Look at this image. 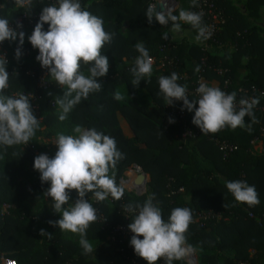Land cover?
<instances>
[{"label":"trees","instance_id":"trees-1","mask_svg":"<svg viewBox=\"0 0 264 264\" xmlns=\"http://www.w3.org/2000/svg\"><path fill=\"white\" fill-rule=\"evenodd\" d=\"M151 1L70 0L52 8L47 0H0L5 22L26 11L46 18L42 32L24 27L2 43L0 115L8 128L0 131V264L2 254L17 264H188L184 244L198 264H264V152L251 150L264 132V27L249 20L260 17L264 0H244L245 14L216 0L225 21L209 41L206 20L191 18L194 0H178L162 22ZM174 27L202 43L175 38ZM69 44L79 55L66 51ZM165 58L172 63L161 67ZM46 64L51 86L42 90L36 76ZM201 77L210 102L202 108L189 97L196 136L184 138L183 123L166 126L164 118ZM120 85L130 90L128 101L118 96ZM223 92L254 103L228 110ZM14 93H34L42 120L22 118ZM85 127L95 130L96 144L83 152ZM214 138L237 149L224 157ZM134 162L149 175L146 195L120 184Z\"/></svg>","mask_w":264,"mask_h":264},{"label":"built area","instance_id":"built-area-1","mask_svg":"<svg viewBox=\"0 0 264 264\" xmlns=\"http://www.w3.org/2000/svg\"><path fill=\"white\" fill-rule=\"evenodd\" d=\"M50 4V7H65L69 4L70 0H47ZM196 4V11L192 13V20L195 23H198L202 19L206 20V25L203 29L202 36L206 41L213 40L217 34L221 31V24L224 23V15L222 11L218 8L216 0H194ZM28 2H20V5L26 7ZM180 7V3L178 0H152L149 3L150 11L155 15L158 21L162 22V17L170 15L177 11ZM3 8V4H0V10ZM46 20L45 16L39 12H29L26 11L23 15L13 21V22H5L0 19V63L3 61H7V56L3 49V39L8 36H15L19 34V30L24 27H29L33 29L34 33L42 32V23ZM166 23V22H165ZM66 51L71 55H79V49L74 44H69L65 46ZM44 55L51 57L52 60L60 61L59 56L54 53H51L47 49H42ZM155 63L154 58H148L147 64L152 65ZM171 60L165 58L162 60L161 67L165 65H170ZM51 71V65L46 64L43 67V70L36 76L37 85L42 90H48L51 86V78L48 77V73ZM227 69H219L218 73L222 74L226 72ZM32 74L31 72H29ZM205 78L201 77L197 83V86L189 90L183 101L182 105L179 109H171L167 113V116L164 118V124L167 126L169 124H174L177 119L179 122L183 123V137L191 138L196 136V132L193 130L192 126L188 123V107H189V97L196 96L198 98L205 97L204 87H205ZM242 90V89H241ZM14 97L17 101L20 102V111L21 117L28 120H42L40 117L41 108L38 104L31 103V99L35 98L34 93L21 94L14 93ZM222 99L224 100V104L228 110L235 111L237 109L244 108L248 105H252L254 103L253 97L246 96L243 99L237 100H229L228 96L223 92L221 94ZM1 109V105H0ZM264 110V108H263ZM2 120H5V115H0V131L6 130L8 128L7 124L1 123ZM12 129L16 133H20V130L16 123L12 124ZM95 137L96 132L94 129L90 127H85L81 132L80 137V146L83 152H86L90 148L95 146ZM216 144L218 149L223 153L224 157H227L229 153L237 149V146L228 142L220 141L216 138L212 139ZM251 150L253 153H263L264 152V132L261 135L257 136L251 141ZM144 175L145 179L142 183L137 184L136 179L140 176ZM120 184L126 189L128 192H133L137 195H146L148 193L149 187V175L143 169V167L137 162L132 163L125 173L120 177ZM199 220V219H197ZM122 231H126V226L118 227ZM182 257L188 262V264H198V258L195 251L188 247L187 245L182 248ZM2 259L4 264H17L15 259L10 257H6L2 255Z\"/></svg>","mask_w":264,"mask_h":264},{"label":"crops","instance_id":"crops-1","mask_svg":"<svg viewBox=\"0 0 264 264\" xmlns=\"http://www.w3.org/2000/svg\"><path fill=\"white\" fill-rule=\"evenodd\" d=\"M240 11L242 13H246V8L244 6V3L243 5H241L240 7ZM260 13L264 14V7L261 8L260 10ZM183 20H186V17L183 18ZM249 20L259 26H261L258 22V19H254V18H249ZM263 27V26H261ZM172 34L175 38L177 37H181V36H185L187 37L191 42H194V43H202L199 39V37L197 36V34H195L191 29H180L178 27H174L173 30H172ZM210 83V82H209ZM214 83V82H213ZM216 83H214L215 85ZM116 92L118 94V96L124 100V101H128L130 99V90L124 86V85H120V86H117L116 88ZM210 100L207 96L201 98L200 100V106L202 108H204L205 106H207L209 104ZM121 126L123 128V131L125 133V135L127 136H132L133 135V132L129 126V124L126 122L125 119L122 118L121 120ZM52 140V141H51ZM50 143L52 142L54 146H56L58 144V141L56 139H50L49 140ZM51 146V145H50ZM52 147V146H51Z\"/></svg>","mask_w":264,"mask_h":264},{"label":"rangeland","instance_id":"rangeland-1","mask_svg":"<svg viewBox=\"0 0 264 264\" xmlns=\"http://www.w3.org/2000/svg\"><path fill=\"white\" fill-rule=\"evenodd\" d=\"M231 2L235 5V7L237 8V9H239V7L241 6V5H243V3H244V0H231ZM258 22H259V24L261 25V26H263L264 27V14H262V13H260V17L258 18ZM178 28H180V27H178ZM181 29V28H180ZM52 141V140H51ZM51 146L52 147H55L54 145H53V143L51 142ZM150 192V187H148V193ZM49 193H50V191H48L47 192V196L49 195ZM91 245L92 246H95V245H97V243H91ZM184 246H185V244H184ZM2 255H5V254H2ZM1 261L3 262V259H2V257H1Z\"/></svg>","mask_w":264,"mask_h":264},{"label":"water","instance_id":"water-1","mask_svg":"<svg viewBox=\"0 0 264 264\" xmlns=\"http://www.w3.org/2000/svg\"><path fill=\"white\" fill-rule=\"evenodd\" d=\"M145 179V176L144 175H140L137 179H136V183L137 184H140L144 181Z\"/></svg>","mask_w":264,"mask_h":264}]
</instances>
